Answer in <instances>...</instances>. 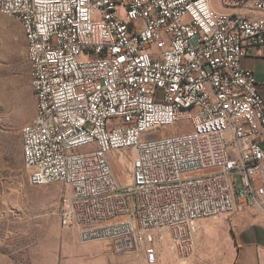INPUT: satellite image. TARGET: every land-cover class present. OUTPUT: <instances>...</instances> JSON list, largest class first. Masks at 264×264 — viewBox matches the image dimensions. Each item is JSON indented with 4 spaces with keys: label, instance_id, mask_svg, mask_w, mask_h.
<instances>
[{
    "label": "built area",
    "instance_id": "2783aa9c",
    "mask_svg": "<svg viewBox=\"0 0 264 264\" xmlns=\"http://www.w3.org/2000/svg\"><path fill=\"white\" fill-rule=\"evenodd\" d=\"M0 0L26 19L31 186L58 183L60 225L87 244L190 264L198 223L264 212V98L241 59L264 47V0ZM172 129V133L163 134ZM125 153L121 185L110 156Z\"/></svg>",
    "mask_w": 264,
    "mask_h": 264
},
{
    "label": "rangeland",
    "instance_id": "374dc122",
    "mask_svg": "<svg viewBox=\"0 0 264 264\" xmlns=\"http://www.w3.org/2000/svg\"><path fill=\"white\" fill-rule=\"evenodd\" d=\"M26 40L20 23L0 11V264H143L141 255H115L107 240L87 244L74 230L59 222V204L69 191L61 184L31 186L22 158L21 129L35 116L36 103L26 60ZM172 129L164 130L165 135ZM121 185L129 182V157L123 152L110 156ZM225 216L200 221L213 223ZM198 223V226H199ZM199 231V228H198ZM190 264H203V242H197ZM156 264H181L160 243Z\"/></svg>",
    "mask_w": 264,
    "mask_h": 264
},
{
    "label": "crops",
    "instance_id": "0c3cea01",
    "mask_svg": "<svg viewBox=\"0 0 264 264\" xmlns=\"http://www.w3.org/2000/svg\"><path fill=\"white\" fill-rule=\"evenodd\" d=\"M211 5L217 12L232 11L219 0H211ZM240 65L253 72L264 98V47L244 56ZM238 207L243 210L227 219L199 223L197 242H203V264H264V212L245 203Z\"/></svg>",
    "mask_w": 264,
    "mask_h": 264
},
{
    "label": "bare ground",
    "instance_id": "6f19581e",
    "mask_svg": "<svg viewBox=\"0 0 264 264\" xmlns=\"http://www.w3.org/2000/svg\"><path fill=\"white\" fill-rule=\"evenodd\" d=\"M5 13L8 14L10 17L16 19L20 23L22 30H23V33H24V36H25L26 43H27V45H30V34L28 31L27 20L26 19H18V17L14 13H11V12H5ZM31 56H32V48H26V58H31ZM32 92H33V95L35 98V103L37 106V90H32ZM34 118H35V116H34ZM30 124H31V122L29 124H26L24 127H29Z\"/></svg>",
    "mask_w": 264,
    "mask_h": 264
}]
</instances>
